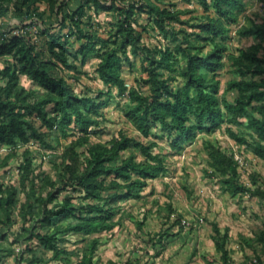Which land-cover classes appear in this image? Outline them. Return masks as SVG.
Here are the masks:
<instances>
[{"label": "trees", "instance_id": "1", "mask_svg": "<svg viewBox=\"0 0 264 264\" xmlns=\"http://www.w3.org/2000/svg\"><path fill=\"white\" fill-rule=\"evenodd\" d=\"M68 1L0 0V18L12 8L11 17H17L21 23L35 16L41 19L44 14L38 11V6L45 4L49 15L60 14L62 26L68 22L72 31L79 33L77 39L85 40L71 54L61 34H50L44 29L49 35L46 50L50 57L46 58L22 34L0 35V149H6L0 155V171L12 160L21 158L18 184L6 186L0 179V264L15 255V244L33 239L42 252L49 251L51 255L45 260L27 248L33 254L28 264L43 261L70 264L68 256L73 252L62 246L65 238L61 235L92 236L112 231L121 225L118 202L141 199L148 182L167 172L166 156L153 151L156 142H141L122 130L106 143L91 140L92 135L101 131L99 118L104 117L101 110L107 106L106 96L113 89L117 97L125 99L121 111L134 129L144 138H166L175 153H181L197 134H211L224 126V133L239 148L264 160V24L252 23L235 31L238 40L251 36L258 39L249 46L232 51L227 44L231 26L238 24L240 13L245 10V0H196L204 14L194 23L183 22L195 29L190 32L185 28L169 31L165 25L166 20L180 21L182 11L162 8L160 0H145L147 11L153 15V23L163 37L172 34L177 39L172 48L142 45L140 33L129 24L135 4L120 6L111 0L105 5L107 0H78L76 10L68 12L64 11ZM90 8L95 12H117L119 18L113 24L116 30L110 38L83 33L81 19ZM180 34L182 39H178ZM140 53L145 76L128 87L121 76L122 61L129 60L130 54ZM79 56L81 64L89 58L99 60L97 79L107 89L100 90L95 97L75 93L64 78L53 73L58 64L79 72L75 62ZM226 67L232 77L220 95L219 74ZM21 75L38 89L25 88L19 80ZM231 91L236 92L232 101L226 98ZM36 119L40 120V126L36 125ZM52 133H57L55 138L60 146V139L73 137L62 145L54 177L35 173L29 149L32 140L44 149H54L46 140ZM202 147L207 158L204 173L217 179L222 193L232 198L245 195L264 198V191L253 187L258 182L257 174L250 176V185L241 181L240 163L231 150H223L210 140H204ZM125 151L130 154L124 158ZM182 189L187 197L191 196L186 184H182ZM64 191L80 193L85 204L76 205L71 195L59 200ZM164 208L167 212L164 223H169L171 216L174 221L164 230L148 234L152 235L153 248L165 236L178 235L184 228L182 214L175 212L170 202ZM14 215L20 219L15 231ZM41 222L47 224L46 230H42ZM142 224L137 222V227ZM211 225L210 238L220 264H231L227 230L221 231L216 223ZM171 227H177V232L173 233ZM243 240L251 248L254 242L264 247V230L253 239L243 237ZM99 244V237L88 238L75 264H97L93 258ZM256 261L261 263L258 258ZM107 264L116 263L109 260Z\"/></svg>", "mask_w": 264, "mask_h": 264}, {"label": "rangeland", "instance_id": "2", "mask_svg": "<svg viewBox=\"0 0 264 264\" xmlns=\"http://www.w3.org/2000/svg\"><path fill=\"white\" fill-rule=\"evenodd\" d=\"M109 5L111 0L104 1ZM117 5L127 6L135 4V10L130 18L129 24L141 35L142 45L153 48L154 46H168L172 48L176 44L173 35L170 34L164 38L158 27L153 23V15L148 13L145 0H116ZM162 8L167 10H179L180 21L166 20L165 25L169 31L174 28L175 31L185 28L187 32L192 29L188 21L194 23L204 14L203 8L196 0H160ZM78 7V0H69L64 11L72 12ZM38 11L43 12V17H33L25 20L23 23L17 17H11L12 8L9 12L0 18V35L9 33L11 35L22 34L30 42L36 45V50L42 52L46 58L50 57L48 53V37L44 33L47 29L50 34H61L67 41V46L72 53L77 51L85 40H78L79 33L72 31V26L66 22L62 26L60 22L61 15H49V8L45 4L38 6ZM117 12L114 10H100L95 12L93 8L87 9L81 19L80 28L84 34L94 35L96 37L110 38L115 33L114 23L118 20ZM196 18V19H194ZM203 20V19H202ZM238 24L231 26L230 39L227 42L232 51L237 48H245L258 39L251 36L238 40L235 31L240 26H251L252 23L264 24V0H245V10L238 17ZM182 39V35H178ZM129 60L122 61L121 76L128 87L135 85V80L144 77L142 69L143 54L137 56L128 55ZM10 59V57H8ZM71 60V57H69ZM81 57L75 61L79 66V72L67 69L57 65L53 73L64 78L73 88V91L79 95H88L95 97L100 90H106L98 79L96 69L99 60L89 58L81 64ZM3 64V63H2ZM228 68L220 71V89L219 94L223 93L225 83L232 77L227 71ZM20 83L25 88L38 89L25 76L19 77ZM178 84V83H177ZM177 84H173L176 88ZM146 92L147 88L143 87ZM236 96L235 91L228 92L226 98L232 101ZM106 107L101 111L104 117L99 118L101 131L91 136L93 142L106 143L108 140L124 131L127 135L144 143L156 142L153 147L155 153L166 156L167 172L164 176L148 182V186L142 191V197L139 200H120L118 206L121 209V225L115 227L112 231L102 232L92 236H83L77 233H67L64 236L65 241L62 246L66 247L70 254V264H75L79 259V252L83 248L86 240L97 236L100 244L93 258L97 264H107L109 260L116 264H220L219 254L214 249L210 238L212 234V223H216L221 231L227 230V247L231 250V264H264V247L254 242L249 247L243 240L244 238L253 239L255 235L264 230V198L261 196L230 197L222 193L216 178H210L205 175L207 169V158L202 147L204 140H210L216 143L223 150H231L234 158L241 159L238 171L241 181L250 185V176L257 174V185L261 191H264V160L257 158L253 153L239 148L235 142L224 133V126L211 134H197L191 143L184 145L181 153H175L168 147L166 138H156L149 136L144 138L124 117L121 109L126 103L124 98L116 96L113 89ZM36 125L40 126V120H35ZM237 127H233V129ZM41 130H45L42 128ZM52 133L46 137V140L55 146L54 149L47 150L36 141L29 143V149L34 157L35 173L44 172L51 176L56 175L54 165L60 161L62 145L67 144L73 137L60 139L58 144ZM21 149L19 152H22ZM83 149H79L82 151ZM6 153L5 147L0 149V155ZM130 151H125L123 157H127ZM139 158V157H138ZM21 158L12 160L9 166L0 171V179L6 186L18 184L17 167ZM39 176V175H38ZM40 179L37 178L36 182ZM182 184H186L192 191L190 197H187L182 189ZM65 195H71L73 202L82 206L85 204L80 199V193L64 191L59 195V200ZM23 195L21 200H23ZM170 202L175 212L182 214L183 220L188 224L183 225V230L178 235L165 236L161 243H157L156 248L152 247V241L148 235L164 230L174 221L170 217L169 223L165 224V204ZM159 208H162L161 210ZM119 217V214L116 218ZM16 221L13 230L20 226V219L17 215L13 216ZM137 222H143L141 228L137 227ZM42 230H46L47 224L41 222ZM172 228V227H171ZM177 232V227L171 230ZM157 238V237H156ZM15 255L6 258L1 264H28L32 257L27 248L35 251L36 256L42 255L45 260L50 258L49 251H41L37 245V240L23 242L21 245H14ZM158 252V253H157ZM260 259L261 263L256 261ZM34 264H62L58 261H43Z\"/></svg>", "mask_w": 264, "mask_h": 264}, {"label": "built area", "instance_id": "3", "mask_svg": "<svg viewBox=\"0 0 264 264\" xmlns=\"http://www.w3.org/2000/svg\"><path fill=\"white\" fill-rule=\"evenodd\" d=\"M240 164H241V159H237V158H235ZM182 224L183 225H187L188 223L185 221V220H182Z\"/></svg>", "mask_w": 264, "mask_h": 264}]
</instances>
